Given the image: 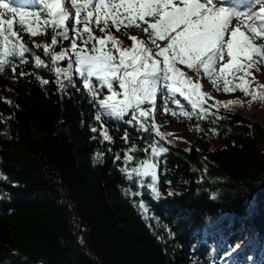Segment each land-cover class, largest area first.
I'll return each instance as SVG.
<instances>
[{"label": "trees", "instance_id": "trees-1", "mask_svg": "<svg viewBox=\"0 0 264 264\" xmlns=\"http://www.w3.org/2000/svg\"><path fill=\"white\" fill-rule=\"evenodd\" d=\"M13 5L40 8L34 0ZM5 17L19 21L12 13ZM113 32L124 47L131 46L127 36ZM128 33L147 39L135 28ZM37 36L23 38L29 47L44 45L51 29ZM33 50L49 59L43 48ZM37 76L49 82L42 84ZM247 79L251 89L264 91ZM65 84L61 91L49 68H34L30 56L15 75L11 66L0 73V174L7 177L0 178V264H264V127L237 111L244 106L236 97L239 88L232 96L211 83L217 94L209 92L213 99L206 98L205 107L215 105L210 112L217 115L203 119H188L172 103L167 106L177 115L165 113L157 97L156 125L160 113L194 134L192 142L160 127L163 139L143 132L127 123L129 116H105L109 143L91 130L100 128L97 108L78 75ZM230 100L242 103L225 108ZM125 130L128 143L121 138ZM154 140L167 148L158 156L159 199L122 171L126 149L133 144L140 149L133 153L138 165L150 159L142 149ZM137 191L143 195L133 196Z\"/></svg>", "mask_w": 264, "mask_h": 264}, {"label": "snow or ice", "instance_id": "snow-or-ice-1", "mask_svg": "<svg viewBox=\"0 0 264 264\" xmlns=\"http://www.w3.org/2000/svg\"><path fill=\"white\" fill-rule=\"evenodd\" d=\"M225 2L34 0L40 8L30 11L14 6L13 0H0V73L11 66L15 75L16 67L29 63L30 56L34 68H49L63 91L65 81L72 84L75 72L95 102V119L100 122V128L91 130L99 131L103 141L113 142L103 122L105 116L117 120L129 116V125L163 139L164 134L158 131L160 126L156 125L153 115L158 96L163 100L165 113L177 115V111L167 106L172 103L188 119L217 115L210 112L215 105L205 107L206 98L213 99L210 93L202 91L201 81L205 78L217 91L222 87L229 93L239 88L245 96L251 95L253 101L264 100V91L257 93V89L247 86V78L256 81L255 74L264 68V43H257V40H264V0H247L246 11L226 7ZM67 5L74 10V15ZM257 6L259 12L254 10ZM6 12L18 15L19 21L14 24L12 17H5ZM245 15L251 24L238 22L233 26V19L240 21ZM69 21H72L71 28ZM242 23L244 31L241 30ZM131 28L141 31L147 39L130 35L128 30ZM49 29L51 40L44 45L33 43L29 47L24 41V35H47ZM113 29L127 36L131 46L124 47ZM97 31L101 35H97ZM64 41H70L68 47H63ZM39 48H43V56L48 60L33 50ZM65 60L67 66L62 67L61 62ZM28 74L21 72L20 76ZM37 78L42 84L49 82L43 77ZM236 79L242 83L233 85ZM257 88L264 89V84L257 81ZM104 92L107 94L101 99ZM181 100L190 108H186ZM238 103L242 101L230 100L224 106L228 108ZM121 138L128 143L127 130ZM138 150L134 144L125 150L122 171L129 180H136L138 189H147L154 199H159L158 156L167 148L154 140L142 149L150 159L136 165L133 153ZM102 155L97 153L98 158ZM115 159H121L119 154ZM0 178L7 179L2 174ZM132 195L142 196L143 192ZM138 206L147 219L145 202L140 200Z\"/></svg>", "mask_w": 264, "mask_h": 264}, {"label": "rangeland", "instance_id": "rangeland-1", "mask_svg": "<svg viewBox=\"0 0 264 264\" xmlns=\"http://www.w3.org/2000/svg\"><path fill=\"white\" fill-rule=\"evenodd\" d=\"M255 11H259V6H257ZM238 22H243L247 24H251L252 21L248 19V16L245 15L243 17H240V21H237L236 19H233L232 24L235 26ZM243 23L241 26V30L244 31ZM41 36H37L36 40H40ZM257 43H264V40H257ZM255 73V70L253 71ZM256 81H252V87H257V81L259 84H264V68L261 69L259 73H256ZM251 79V77H250ZM252 80V79H251ZM203 88L202 91L204 92H212L213 95H216L217 93L213 90L211 86V82H207L206 78L201 81ZM236 93L231 92L230 95H235ZM236 97L240 98L244 102V106L241 108L239 107L237 109L238 112H240L242 115L246 116L250 120H254L257 122H260L261 125L264 127V101L261 100V103L259 99H256L255 101L252 100V97L245 96L244 92H241V94L236 95ZM262 104V105H261ZM157 123L160 126L161 129H168L170 130L174 137L180 138V139H188L190 142L194 141L196 136L194 134H189L185 129L177 127L172 125L167 121L166 118L162 114L157 115ZM215 143L219 146H222L223 143L220 141H215Z\"/></svg>", "mask_w": 264, "mask_h": 264}, {"label": "bare ground", "instance_id": "bare-ground-1", "mask_svg": "<svg viewBox=\"0 0 264 264\" xmlns=\"http://www.w3.org/2000/svg\"><path fill=\"white\" fill-rule=\"evenodd\" d=\"M258 12V11H257Z\"/></svg>", "mask_w": 264, "mask_h": 264}]
</instances>
